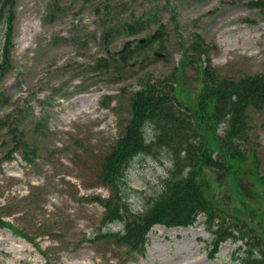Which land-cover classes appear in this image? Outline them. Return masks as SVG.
Wrapping results in <instances>:
<instances>
[{"label": "rangeland", "instance_id": "obj_1", "mask_svg": "<svg viewBox=\"0 0 264 264\" xmlns=\"http://www.w3.org/2000/svg\"><path fill=\"white\" fill-rule=\"evenodd\" d=\"M137 23L143 29L127 36L124 27ZM196 36L208 52L200 64L209 60L220 77L264 74V0H15L5 60L0 42V218L28 240L0 228V264H232L231 252L244 241L227 239L211 255L203 214L189 226L152 225L145 248L130 251L107 235L121 227L103 225L105 210L95 200L113 194L99 174L142 81L183 68L179 96L184 108L183 92L196 101V69L183 62ZM141 40L146 44L138 49ZM126 41L132 44L125 67L116 57ZM101 59L107 69L99 68ZM247 114L251 162L264 173V111ZM216 126L223 136L227 123ZM9 129L26 149L11 152ZM141 159H133L119 192L132 212L164 175L163 167ZM249 163L241 170L250 171ZM248 180L255 202L246 217L260 227L262 187L257 176ZM229 181L221 179L223 190L213 185L219 200L232 201Z\"/></svg>", "mask_w": 264, "mask_h": 264}, {"label": "trees", "instance_id": "obj_2", "mask_svg": "<svg viewBox=\"0 0 264 264\" xmlns=\"http://www.w3.org/2000/svg\"><path fill=\"white\" fill-rule=\"evenodd\" d=\"M14 7L15 0H0L1 59L4 60ZM104 10L109 11L110 5L105 4ZM143 26L142 23L125 26L126 35L139 34ZM112 32H105V37ZM195 38L191 50L183 53V62L196 69L199 83L196 101L183 92L187 99L184 108L185 101L179 96L183 89L176 80L183 68L160 80L142 81L131 97V117L124 134L110 155L103 159L99 174L102 184L113 194L107 199L97 197L95 200L104 207V224L121 226L120 231L107 235L130 251L145 248L152 225L189 226L203 214L205 229L212 237L211 255L218 251L223 241L237 237L244 244L231 252L232 264H264V224L254 227L246 217L247 204L255 202L248 189L251 182L248 177L257 176L264 199V173L256 170V160L251 162L255 158L254 152L247 143L251 131L248 110L264 111V74L237 80L220 77L209 65V60L206 65L200 64L198 58L207 55V46L199 36ZM145 44L139 45L138 49ZM128 53L116 57L125 67ZM98 61L103 64L99 68H108L102 59ZM224 121L227 130L220 137L215 132L216 125ZM15 130L9 129L15 142L11 152H21L26 146L14 137ZM23 158L32 161L26 153ZM135 158L163 167L164 175L158 180L156 192L145 196L140 210L132 212L119 192ZM165 163L168 164L164 166ZM248 163L250 171L247 168L241 170ZM241 172L246 178L237 180L235 176ZM221 179L232 180L228 183L232 191L228 198L232 200L230 202L219 200L215 192L214 184L219 190L224 189L219 186L223 185ZM236 199L239 202L234 201ZM260 212L257 210L256 215ZM0 227L27 238L1 218Z\"/></svg>", "mask_w": 264, "mask_h": 264}, {"label": "water", "instance_id": "obj_3", "mask_svg": "<svg viewBox=\"0 0 264 264\" xmlns=\"http://www.w3.org/2000/svg\"><path fill=\"white\" fill-rule=\"evenodd\" d=\"M131 44H132V41H126L122 49L118 52V55L119 56L125 55L128 49L130 48ZM139 44L140 45L144 44V40L139 41ZM154 56L160 57L161 55L159 53H155Z\"/></svg>", "mask_w": 264, "mask_h": 264}]
</instances>
